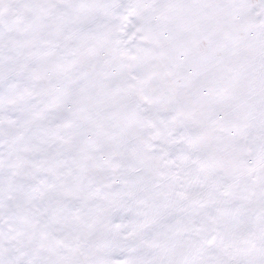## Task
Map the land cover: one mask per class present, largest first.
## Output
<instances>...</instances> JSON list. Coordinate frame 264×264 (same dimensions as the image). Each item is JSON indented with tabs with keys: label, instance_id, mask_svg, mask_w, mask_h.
<instances>
[{
	"label": "snow or ice",
	"instance_id": "1",
	"mask_svg": "<svg viewBox=\"0 0 264 264\" xmlns=\"http://www.w3.org/2000/svg\"><path fill=\"white\" fill-rule=\"evenodd\" d=\"M0 264H264V0H0Z\"/></svg>",
	"mask_w": 264,
	"mask_h": 264
}]
</instances>
